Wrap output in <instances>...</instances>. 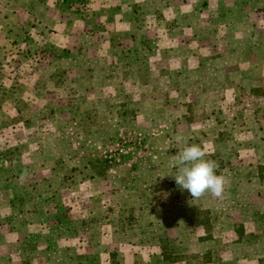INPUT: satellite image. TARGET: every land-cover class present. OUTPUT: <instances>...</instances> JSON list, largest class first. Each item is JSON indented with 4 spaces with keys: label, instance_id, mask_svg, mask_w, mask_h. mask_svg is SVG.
<instances>
[{
    "label": "rangeland",
    "instance_id": "obj_1",
    "mask_svg": "<svg viewBox=\"0 0 264 264\" xmlns=\"http://www.w3.org/2000/svg\"><path fill=\"white\" fill-rule=\"evenodd\" d=\"M72 1L0 0V264H264V0Z\"/></svg>",
    "mask_w": 264,
    "mask_h": 264
},
{
    "label": "clouds",
    "instance_id": "obj_2",
    "mask_svg": "<svg viewBox=\"0 0 264 264\" xmlns=\"http://www.w3.org/2000/svg\"><path fill=\"white\" fill-rule=\"evenodd\" d=\"M177 144L184 146L170 159V165L176 169L172 175L178 187L187 190L193 199H199L206 193L221 197L229 183L223 174H217L219 163L207 159L209 155L197 144L189 145L183 135L174 137Z\"/></svg>",
    "mask_w": 264,
    "mask_h": 264
},
{
    "label": "trees",
    "instance_id": "obj_3",
    "mask_svg": "<svg viewBox=\"0 0 264 264\" xmlns=\"http://www.w3.org/2000/svg\"><path fill=\"white\" fill-rule=\"evenodd\" d=\"M90 1L91 0H78V2H79V4L80 5H82V7L81 8H83L84 7V10L86 11L85 12V15L86 14H90V16H91V12L90 13H88L89 11H91L90 10V5H88L87 3H89V4H91L90 3ZM72 2H76V0H73ZM167 2V1H166ZM135 9L137 8V6H135L134 7ZM82 12V11H81ZM61 18H66L67 19V17L66 16H64L63 17V15H61L60 16ZM69 18V17H68ZM130 19H134L135 21H145V17H142V18H139V16L138 15H136V16H134V17H131ZM129 19V20H130ZM119 20H121V19H119ZM90 21V17H88L87 18V22H89ZM114 21H115V19H114V17H112V18H110L108 21H104V23L106 22L107 24L108 23H110V25H112L113 23H114ZM102 30H104V32H106L107 34H109L110 35V31L108 30V29H102ZM88 32H91V34L92 33H94L95 31H90V30H88L87 31V33ZM125 36V35H124ZM124 36H122V38L124 37ZM130 37H132V35L130 34L129 35ZM119 38H121V37H119ZM114 39L111 37V35L108 37V36H104L103 37V42H105V43H111L112 45L114 44V41H113ZM120 43H122V41H119ZM46 53V52H45ZM51 52H49L48 53V55L50 54ZM88 53V52H87ZM82 65H83V63H81V64H79L78 65V68L80 67H82ZM36 71V66H33L32 67V70H26L25 69V71L23 72V73H26V74H28L29 76H31V74H33L34 72ZM21 72V70H19V68H18V74L17 75H19V73ZM16 75V76H17ZM115 151H125V149H115ZM113 152H114V150H113ZM116 153H119V152H116ZM116 153L114 152V154L111 152L110 153V155H108V156H106L105 158H103V157H101L100 159H99V157L98 158H95V159H90V165H91V168H93L94 170H95V173L97 174V175H99V176H102L103 174H105V172L107 171V169L109 168V161H111V160H113V158L116 156ZM162 255H163V258H164V260L165 261H169V262H173L172 261V259L170 258V257H168V255H166V253H162ZM260 262H262V261H260Z\"/></svg>",
    "mask_w": 264,
    "mask_h": 264
}]
</instances>
